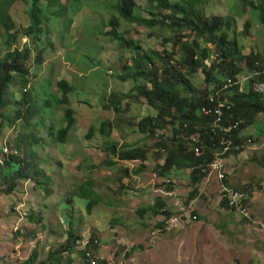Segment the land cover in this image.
<instances>
[{"label": "rangeland", "instance_id": "obj_1", "mask_svg": "<svg viewBox=\"0 0 264 264\" xmlns=\"http://www.w3.org/2000/svg\"><path fill=\"white\" fill-rule=\"evenodd\" d=\"M117 1L81 0L78 6L74 0H59V6L48 7L39 0L40 15L46 21L39 25L43 34L28 40L23 33L31 23V0H6L11 3L7 15L17 30H11L15 39L8 46L7 31L0 23V61L5 53L27 44L25 88L30 105L19 108L20 119L15 122L0 121V153H14L19 146L18 156L23 159L26 150L32 151L30 171L35 165L40 176L18 180L6 192L9 181L0 173V264H22L33 252L37 253L35 264H264V114L244 131L241 150L229 154L243 152L230 168L231 179L239 186L235 189L243 190L250 200L253 197L248 217L228 207L216 208L219 190L211 179L212 191L204 189L206 177L197 186L202 196L191 204L197 196L189 199L188 179H161L155 169L157 143L171 138L170 128L157 131L153 138L137 130V123L155 110L144 98L127 97L142 79L130 75L135 50L107 35L104 24L111 14L118 17L113 8ZM135 1L136 15L150 9L145 0ZM257 1L207 0L203 15L218 17L221 30L235 42L240 56L252 54L264 62V29L259 12L249 5H258ZM118 20L116 30L139 45L142 55L180 54L173 40L162 44L157 30ZM185 33L190 41L192 33ZM150 66L161 68L156 58L141 68ZM239 69L241 74L246 71L243 60ZM188 79L199 90L205 87L200 71ZM60 80L69 85L66 93L57 89ZM23 90L16 79L7 87L6 97L18 102ZM44 100L48 104L41 115ZM118 101L115 110L112 103ZM9 108L4 113L14 119L18 108ZM65 109L73 110L74 124L61 143L54 134L66 125ZM106 120L112 124L111 133L102 136L98 129ZM113 147L117 152L136 147L148 151L145 169L132 173L140 162L118 161ZM182 173L187 175L188 170ZM81 189L89 190L86 199L96 202L89 212ZM156 198L165 202L168 215L163 210L158 215L151 212ZM141 209H145L143 216ZM68 231L80 241L94 239L89 256L75 248L67 255L60 253Z\"/></svg>", "mask_w": 264, "mask_h": 264}, {"label": "trees", "instance_id": "obj_2", "mask_svg": "<svg viewBox=\"0 0 264 264\" xmlns=\"http://www.w3.org/2000/svg\"><path fill=\"white\" fill-rule=\"evenodd\" d=\"M44 1L48 7L60 5L59 0ZM77 1L79 4L76 3ZM145 1L150 9L144 11V15L138 16L135 13L137 4L135 0H118L113 6L118 17L111 14L104 25L108 27L107 35L116 40L119 45L135 50L131 69L133 72L130 75L135 80H142L139 85L129 91L127 97L144 98L145 103L155 110L154 115L146 116L137 123V130L140 134L153 138L157 131L170 128L171 138L168 141L160 140L157 143L159 148L155 157V169L158 170V177L178 180L179 176L182 175L188 179V184L191 186L190 199L199 195L197 186L207 176L209 164L216 159V155L221 151L222 141L227 139L235 144H244L246 142L244 131L255 125L259 114H264V92L256 90L257 84L264 83V62L256 55L251 54L242 57L235 51L236 44L234 41L228 40L225 30H221L218 17L206 18L207 16L203 15L207 0ZM38 2L39 0H31L29 8L31 23L23 33V36L27 37L28 40H38L43 34L39 25L41 21L43 23L46 21L40 15L41 6L38 7ZM74 3L78 6L82 5L81 0H74ZM8 4H6V0H0V23L9 32H5V35L8 46H10L15 39V36L10 35V32L16 27L7 15ZM255 4L258 5L249 3L252 9L259 12V20L264 29L262 0H258ZM119 18L137 26L157 30L156 36L161 38L162 44L165 46V42L173 40L180 54L174 55L171 52L159 54L155 51L142 55L139 53L141 52L139 45L121 36L116 30L119 26ZM227 22L229 21L227 20ZM184 31L189 32V34L192 33L190 41ZM231 57L237 59H230ZM154 58L160 62L161 68L151 66L145 68L146 70L141 68L144 63L153 62ZM28 59L29 49L25 44L21 50L13 49L5 53L0 61V121L15 122L17 118L20 119L19 108L24 104L30 105L29 91L25 88L29 74V66L25 61ZM242 60L246 65L244 74H241L239 69V63ZM197 71H200L204 76L205 87L202 90L195 88L188 79ZM244 75L248 78L243 81L239 80ZM16 79L20 85L24 86L22 97L18 102L6 97L7 87L16 82ZM228 80L232 83H229ZM57 89L66 93L69 85L65 80H60L57 82ZM63 97L66 100V96L63 95ZM219 101H226L222 108L224 131L220 129L212 133L210 126L213 117L211 115L205 116L201 111L203 108H214ZM46 103L48 104V101L44 100L41 106V115L47 109ZM112 104V108L117 110L119 101ZM104 105L106 103L102 105L103 108ZM227 106H229L228 109ZM9 107L18 108L14 119L4 113V111L10 110ZM63 119L66 121V125L59 128L54 134L55 139L61 143L65 142L67 133L73 128V110L65 109ZM234 123H237L236 127L231 131H226L227 127ZM111 128V122L106 120L100 123L98 130L102 136H109ZM192 136L196 138L195 141L191 140ZM195 146L200 148V155L198 156L193 152ZM19 151V146H17L14 148V153H0V173L9 181L6 192H11L16 187L18 180H28L34 175L40 176L39 169L35 165H33L34 169L30 171L33 159L32 151L26 150V156L23 159L18 156ZM111 151L114 155L118 153V161L140 162L132 173L137 174L145 169V161L148 156V151L145 149L136 147L117 152L113 147ZM227 155L225 153L220 157L219 154L218 158L222 159ZM29 158L30 162L28 163ZM160 161L162 162L160 163ZM185 170H188L187 175L182 173ZM125 172L128 174L127 170ZM44 178L49 180V177L45 176ZM220 184L226 186L224 179L220 181ZM81 192L80 197L82 199H86V196L90 194V191L86 189L84 191L81 189ZM86 200V210L89 212L96 205V202L94 199ZM154 204L151 208L154 215H158L159 210L165 212L162 214L168 215L162 199L156 198ZM220 206L227 207L224 200H221ZM144 212L145 209L139 210L142 216ZM66 239L67 242L62 251L68 254L71 253L70 250L75 247L79 239H75L71 231H68ZM93 240L90 238L86 243L84 253L88 252ZM89 242L91 243L89 244ZM36 258L37 253L33 252L28 260L22 264H35Z\"/></svg>", "mask_w": 264, "mask_h": 264}, {"label": "built area", "instance_id": "obj_3", "mask_svg": "<svg viewBox=\"0 0 264 264\" xmlns=\"http://www.w3.org/2000/svg\"><path fill=\"white\" fill-rule=\"evenodd\" d=\"M247 78L248 77L246 75H244V77L240 78L239 80L243 81ZM228 82L232 83L230 80H228ZM256 90L258 92H264V83L257 84ZM225 102L219 101L218 104L214 108H203L201 111L203 115H205V116L211 115L213 117L212 123L210 126V131L212 133H215L217 130H220V129H222L224 131L223 126H222V121H223L222 108L224 107ZM228 108H229V106H227V109ZM236 125H237V123L230 124L227 127L226 131H231L232 129H234L236 127ZM191 140L195 141L196 138L192 136ZM247 141L250 142V139H248ZM221 146H222V149L216 155V159L214 161H212L208 166V172H207V176H206L207 182L212 177H215L218 181H221L225 178L223 159L218 158V155L220 154V157H221V155H224L225 153H227L229 155L230 153H234V152L239 151L242 147L241 145L232 143L231 140H227V139H224L222 141ZM193 152L197 156L200 155V148L198 146H195L193 148ZM220 192H221V197L225 201L228 208L232 209L233 211L238 212L243 217H248L249 211H248L247 202L249 200V197L244 191L235 190V189H233L227 185L224 186V185L220 184ZM81 242L82 241H78L76 243L75 249L84 251V249H85L84 247H85L87 241L83 245ZM63 254L67 255V252H64ZM86 255L89 256V253L86 252ZM90 264H95V263L93 261H91Z\"/></svg>", "mask_w": 264, "mask_h": 264}, {"label": "crops", "instance_id": "obj_4", "mask_svg": "<svg viewBox=\"0 0 264 264\" xmlns=\"http://www.w3.org/2000/svg\"><path fill=\"white\" fill-rule=\"evenodd\" d=\"M242 154H243V152L242 153H240V154H235V156L233 155V156H231V155H227V156H225V157H223L222 159H223V163H224V170H225V178H224V183L227 185V186H229V187H231V188H238L239 186H237V185H234L235 183L233 182V180L231 179V173L233 172V171H231V168H230V165L231 164H233L232 163V160H234L235 158H237L238 157V155L239 156H242ZM238 160H241V159H238ZM243 163H241V165H242ZM179 178H181L182 179V175H180L179 176ZM211 180H214L215 181V183H216V185H217V187H218V190L219 191H217V192H215V194H218L219 195V200L217 199V206H216V208H219V210H221L220 208H223L224 210H227V207L226 206H220V202H221V200H223L222 199V197H221V192H220V181H218L215 177H212L211 178ZM210 180V181H211ZM175 180H173V182H174ZM183 182H185L184 180H183ZM241 184H245V183H241ZM210 186H211V184L208 182V184L205 186V188L204 189H208V191H212L211 189H210ZM172 191H174V192H168L167 193V195L168 196H172L176 191H177V189H174V190H172ZM199 193H200V191H199ZM169 194H171V195H169ZM200 197V195L199 196H197L196 198H193L192 199V201H191V204H194V201L196 200L197 202H198V198ZM253 198V197H252ZM252 198H251V200H252ZM161 199V198H160ZM250 199L248 200V202H247V204L249 205V203H250V201H251ZM165 203V202H164ZM236 212V211H235ZM238 213V212H237ZM77 241H80V240H77ZM81 241H83V240H81ZM86 242V240L85 241H83V242H81L82 243V245L84 244ZM82 247V246H81Z\"/></svg>", "mask_w": 264, "mask_h": 264}, {"label": "clouds", "instance_id": "obj_5", "mask_svg": "<svg viewBox=\"0 0 264 264\" xmlns=\"http://www.w3.org/2000/svg\"><path fill=\"white\" fill-rule=\"evenodd\" d=\"M4 149V148H3ZM3 151V150H2ZM3 154H7V151H3ZM75 248V247H74Z\"/></svg>", "mask_w": 264, "mask_h": 264}]
</instances>
